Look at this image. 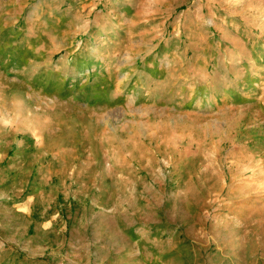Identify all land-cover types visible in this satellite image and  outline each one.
I'll use <instances>...</instances> for the list:
<instances>
[{
  "label": "rangeland",
  "instance_id": "374dc122",
  "mask_svg": "<svg viewBox=\"0 0 264 264\" xmlns=\"http://www.w3.org/2000/svg\"><path fill=\"white\" fill-rule=\"evenodd\" d=\"M15 163L0 264H264V0H0Z\"/></svg>",
  "mask_w": 264,
  "mask_h": 264
},
{
  "label": "crops",
  "instance_id": "0c3cea01",
  "mask_svg": "<svg viewBox=\"0 0 264 264\" xmlns=\"http://www.w3.org/2000/svg\"><path fill=\"white\" fill-rule=\"evenodd\" d=\"M18 157H21V156H17L16 157V159L18 158ZM19 163V162H18ZM18 163H15V164H12V165H14L13 167H11L10 168V171H8V172H3L4 174H2L3 176H1L0 177V180H1V178L2 177H4L5 175V179L7 178V176H8V173L11 175L12 174V170L14 169V167H16L15 165H18ZM33 166H34V164H33V162H30L29 164H28V170H27V172L29 171H31L32 169H33ZM27 175V174H26ZM11 177V176H10ZM4 178H2V179H4ZM8 179H9V176H8ZM1 198H4V197H6V195L5 194H3V195H1L0 196ZM4 199H6V198H4ZM12 210H13V208L11 207V206H8L7 204L6 205H4V203H2L1 205H0V217H1V215H5V217H6V214H8V212L10 213V212H12ZM10 215V214H9ZM5 217H1V218H3V219H5ZM2 221V220H1ZM0 226H1V222H0Z\"/></svg>",
  "mask_w": 264,
  "mask_h": 264
}]
</instances>
